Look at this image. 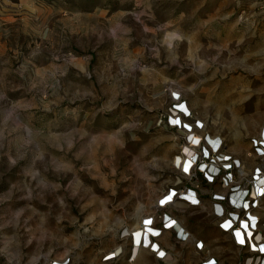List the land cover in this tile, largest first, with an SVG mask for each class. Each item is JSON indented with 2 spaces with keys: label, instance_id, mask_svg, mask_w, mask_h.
Returning a JSON list of instances; mask_svg holds the SVG:
<instances>
[{
  "label": "rangeland",
  "instance_id": "obj_1",
  "mask_svg": "<svg viewBox=\"0 0 264 264\" xmlns=\"http://www.w3.org/2000/svg\"><path fill=\"white\" fill-rule=\"evenodd\" d=\"M9 1L45 29L0 39V264H125L102 262L120 231L153 215L171 187L196 183L172 165L182 134L157 126L171 92L225 153L260 164L264 12L254 0L0 6ZM183 217L235 264L211 219Z\"/></svg>",
  "mask_w": 264,
  "mask_h": 264
},
{
  "label": "built area",
  "instance_id": "obj_2",
  "mask_svg": "<svg viewBox=\"0 0 264 264\" xmlns=\"http://www.w3.org/2000/svg\"><path fill=\"white\" fill-rule=\"evenodd\" d=\"M254 1L264 12V0ZM169 100L157 126L182 134L183 144L172 165L184 180L196 183H180L162 194L153 215L135 227L122 229L121 243L104 253L102 262L135 264L144 258L150 264H223L207 242L188 227L183 213L191 209L193 214L211 219L227 238L235 264H264V125L252 140L251 156L260 164L248 165L225 153L220 138L204 133L203 123L193 118L177 92H171Z\"/></svg>",
  "mask_w": 264,
  "mask_h": 264
},
{
  "label": "crops",
  "instance_id": "obj_3",
  "mask_svg": "<svg viewBox=\"0 0 264 264\" xmlns=\"http://www.w3.org/2000/svg\"><path fill=\"white\" fill-rule=\"evenodd\" d=\"M4 4V6H0V39L14 33L40 35L44 32V23L33 24V21L30 20V17L33 18V14L26 13L22 4H15L11 1ZM144 261V258H140L138 264H144Z\"/></svg>",
  "mask_w": 264,
  "mask_h": 264
},
{
  "label": "bare ground",
  "instance_id": "obj_4",
  "mask_svg": "<svg viewBox=\"0 0 264 264\" xmlns=\"http://www.w3.org/2000/svg\"><path fill=\"white\" fill-rule=\"evenodd\" d=\"M186 153H188L187 150H186ZM243 174H244V173H243ZM244 175H245V174H244ZM140 251H142V250H140ZM139 255H140V253H139Z\"/></svg>",
  "mask_w": 264,
  "mask_h": 264
}]
</instances>
